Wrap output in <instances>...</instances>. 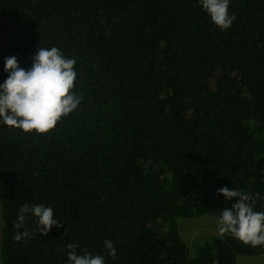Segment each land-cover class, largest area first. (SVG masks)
<instances>
[{
	"label": "trees",
	"instance_id": "obj_1",
	"mask_svg": "<svg viewBox=\"0 0 264 264\" xmlns=\"http://www.w3.org/2000/svg\"><path fill=\"white\" fill-rule=\"evenodd\" d=\"M229 15L221 30L199 0H0V84L6 58L29 69L38 47H57L83 97L46 134L0 123L3 264H67L69 244L105 264L264 253L225 235L191 254L178 228L231 208L223 187L264 211V0H230ZM25 204L51 207L62 227L15 241Z\"/></svg>",
	"mask_w": 264,
	"mask_h": 264
},
{
	"label": "clouds",
	"instance_id": "obj_2",
	"mask_svg": "<svg viewBox=\"0 0 264 264\" xmlns=\"http://www.w3.org/2000/svg\"><path fill=\"white\" fill-rule=\"evenodd\" d=\"M199 3L221 30L229 29L236 19L229 15L230 0H199ZM30 58L29 69L20 67L16 56L5 59L4 72L8 75L0 84V123L24 133L42 135L52 131L62 118L76 110L83 97L73 91L77 78L75 59L65 57L57 47H38ZM220 195L225 202L235 198V203L231 208L219 211V235H230L253 248L264 246V211L254 210L256 198L229 187L218 189L217 196ZM28 215L36 218L31 231L25 228ZM54 226L62 227L54 218L51 207L25 204L19 210L13 239L27 242L33 233L47 236ZM104 245L108 254L115 258L116 248L112 241L106 239ZM68 249L67 264H105L101 255L87 252L79 255L75 244H69Z\"/></svg>",
	"mask_w": 264,
	"mask_h": 264
},
{
	"label": "rangeland",
	"instance_id": "obj_3",
	"mask_svg": "<svg viewBox=\"0 0 264 264\" xmlns=\"http://www.w3.org/2000/svg\"><path fill=\"white\" fill-rule=\"evenodd\" d=\"M178 228L182 238L188 244L191 254L196 253L197 246L218 233L217 216L203 214L198 216L178 217ZM2 232V218L0 207V239ZM238 264H264V253L253 256H238ZM0 264H3L0 255Z\"/></svg>",
	"mask_w": 264,
	"mask_h": 264
}]
</instances>
